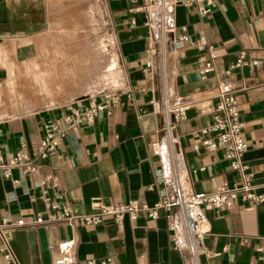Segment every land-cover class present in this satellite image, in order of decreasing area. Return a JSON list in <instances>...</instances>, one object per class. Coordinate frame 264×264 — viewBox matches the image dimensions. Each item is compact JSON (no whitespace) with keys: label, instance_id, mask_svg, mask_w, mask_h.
Segmentation results:
<instances>
[{"label":"crops","instance_id":"1","mask_svg":"<svg viewBox=\"0 0 264 264\" xmlns=\"http://www.w3.org/2000/svg\"><path fill=\"white\" fill-rule=\"evenodd\" d=\"M96 2L120 74L116 101L91 125L68 133L54 156L37 160L35 173L23 175L13 169L10 179L0 175V217L25 222L23 228L7 232L15 264H43L41 228L34 219L53 213L49 204L64 203L85 214L96 199L106 205L135 200L153 208L169 194L157 180L161 166L151 151L160 138V91L158 70H145L147 15L140 9L141 1ZM205 5L177 4L173 10L174 46L168 68L175 93L190 105L175 129L186 185L196 194H209L221 185L238 184L239 175L222 152L192 148L199 140L193 134L211 122L217 87L230 83L240 88L236 98L247 143L242 161L256 193L263 195L264 0H216L210 12L200 16ZM51 14L48 0H0V85L19 76L23 66L37 63L39 53L48 49ZM198 43L203 46L198 48ZM240 58L243 64L235 70ZM207 64L211 68L204 72ZM70 104L87 107L90 101L0 115L4 161L22 145L28 153L36 150L45 126L67 113ZM50 178L56 179V186L46 181L43 192ZM156 212L154 218L146 210L135 220L125 217L121 229L111 220L94 227L46 223L42 229L49 261L56 258L61 241L72 240L76 264H185L184 254L172 247L169 212L164 208ZM204 214L209 233L203 245L211 255L201 254L200 264H264V201L239 199ZM0 264H9L1 254Z\"/></svg>","mask_w":264,"mask_h":264},{"label":"built area","instance_id":"2","mask_svg":"<svg viewBox=\"0 0 264 264\" xmlns=\"http://www.w3.org/2000/svg\"><path fill=\"white\" fill-rule=\"evenodd\" d=\"M131 1H141L140 9L147 15L150 35L145 70L151 71L155 68L159 72L158 126L160 138L152 145L151 151L158 158L161 166V174L157 180L169 194L163 196L153 208L142 206L135 200L106 205L96 199L91 201L90 212L85 214H80L76 209L64 203L49 204L48 208L53 213H49L46 219L37 215L34 223L41 229L46 223H61L70 227L77 225L94 227L101 225L106 220H111L117 228L121 229L125 217L135 220L140 212L146 210L148 215L154 218L157 209L164 208L169 212L168 230L173 249L184 254L185 264H200L199 256L201 254L207 257L211 255L203 245V241L209 233L205 210L229 206L239 199L242 202L261 203L264 201V194L256 193V188L252 183V174L247 172L242 161V157L247 151V143L242 135L243 123L240 121L236 98L240 88L230 83H222L217 87L216 104L211 112V122L198 133L193 134L199 140L192 147L195 152L199 150L206 153L222 152L224 159L229 162L230 168L238 173V184L232 188L221 185L209 194H196L186 185L179 138L175 133L178 121L190 105L184 97L175 93L172 75L168 68L174 46L171 37L174 31L173 10L177 4L190 7L194 3L205 2V7L200 8L199 12L200 16H205L215 5L216 0ZM181 40L187 41L188 39L182 36ZM202 46V43L197 44L198 48ZM242 64L240 58L233 68L239 69ZM210 68V64H207L203 71L207 72ZM89 101L90 104L87 107L70 104L67 113L60 115L52 124L46 125L44 136L36 150L28 153L22 145L20 150L7 161H4L0 155V175L5 179H10L13 169L23 175L35 173L37 160L54 156L68 133L91 125L99 113L108 110L115 103L116 98L108 95L103 98L90 96ZM199 135L204 137L200 138ZM164 157L168 161V168L165 167ZM49 180L51 186H56L55 178L46 179L43 192H46L48 188L46 181ZM17 182V180L12 181L13 184ZM24 226L25 222L22 219L12 222L0 217V254L9 264H15L16 261L7 239V232L21 229ZM72 248V240L61 241L58 245L56 258L49 264H76ZM260 250L258 249V251Z\"/></svg>","mask_w":264,"mask_h":264},{"label":"rangeland","instance_id":"3","mask_svg":"<svg viewBox=\"0 0 264 264\" xmlns=\"http://www.w3.org/2000/svg\"><path fill=\"white\" fill-rule=\"evenodd\" d=\"M48 49L37 63L0 85V115H13L90 96L113 97L120 74L96 0H48ZM51 44V47H50Z\"/></svg>","mask_w":264,"mask_h":264},{"label":"water","instance_id":"4","mask_svg":"<svg viewBox=\"0 0 264 264\" xmlns=\"http://www.w3.org/2000/svg\"><path fill=\"white\" fill-rule=\"evenodd\" d=\"M39 237H40V242H41V248H42V253H43V264H49V258L47 254V248H46V243H45V238H44V230L40 229L38 231Z\"/></svg>","mask_w":264,"mask_h":264},{"label":"bare ground","instance_id":"5","mask_svg":"<svg viewBox=\"0 0 264 264\" xmlns=\"http://www.w3.org/2000/svg\"><path fill=\"white\" fill-rule=\"evenodd\" d=\"M164 161H165V167L168 168V161L165 159V157H164Z\"/></svg>","mask_w":264,"mask_h":264}]
</instances>
